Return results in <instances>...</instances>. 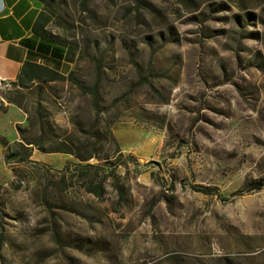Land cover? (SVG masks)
<instances>
[{"label": "rangeland", "instance_id": "1", "mask_svg": "<svg viewBox=\"0 0 264 264\" xmlns=\"http://www.w3.org/2000/svg\"><path fill=\"white\" fill-rule=\"evenodd\" d=\"M56 1L50 30L94 42V64L71 68L100 78L99 99L56 83L41 104L67 134L94 132L88 162L113 174L101 199L63 190L53 177L77 161L34 149L12 165L37 181L13 188L4 143L25 114L0 111V264H263L264 0Z\"/></svg>", "mask_w": 264, "mask_h": 264}, {"label": "trees", "instance_id": "2", "mask_svg": "<svg viewBox=\"0 0 264 264\" xmlns=\"http://www.w3.org/2000/svg\"><path fill=\"white\" fill-rule=\"evenodd\" d=\"M38 1L42 3L43 8L34 21L32 32L52 46V66L29 61L25 62L16 80L9 82L16 95L0 98V111L4 112L8 105H12L25 114L26 126L24 128L16 127L18 132L17 140L11 144L4 143V161L11 167L10 170L14 177L11 186L15 189H20L25 182L37 181V178L31 173H28L25 178V175L12 165L30 164L33 150L36 149L47 154L60 153L70 155L77 161L69 162L61 170L56 171V176L53 177L56 182L52 181L55 187L65 190L77 186L84 192L101 199L104 195L105 183L113 173L110 168L108 173H106L101 166L88 162L94 158L99 160L94 150V132H91L90 129L88 131L81 130L80 137H73L67 134V132L56 126L50 114L46 113L41 104L43 101H49L45 93L48 85L65 83L74 86L83 95L89 96L94 108V102L97 104L99 99L100 78L94 80V74L87 73V75H82L74 69L64 74L59 72L58 69L62 62L65 66H72L75 58L78 60L84 58L94 64V42L91 44L83 42L80 45L76 41H68L64 37L53 33L50 27L58 18L59 8H61L60 3L56 0ZM148 5L150 4L146 3V6ZM3 82L0 81V83ZM23 91L28 92L30 95H37L36 105L33 108L34 113H30L28 108L23 105V101L26 99V96L21 93ZM110 132L109 130L107 133L109 136H111ZM33 165L43 166L37 163ZM102 172L104 174L100 175ZM120 195L123 198V192ZM75 206L76 211L72 210L76 214L94 222L93 214L88 211L84 204L77 203ZM218 261L220 264L234 263L231 259L225 257L218 259Z\"/></svg>", "mask_w": 264, "mask_h": 264}, {"label": "crops", "instance_id": "3", "mask_svg": "<svg viewBox=\"0 0 264 264\" xmlns=\"http://www.w3.org/2000/svg\"><path fill=\"white\" fill-rule=\"evenodd\" d=\"M42 8L38 0H0V81L16 80L27 61L52 66V46L32 32ZM58 69L66 74L72 68L62 62Z\"/></svg>", "mask_w": 264, "mask_h": 264}]
</instances>
